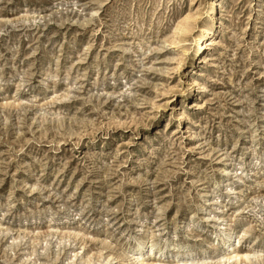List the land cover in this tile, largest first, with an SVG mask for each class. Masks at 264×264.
<instances>
[{
	"label": "rangeland",
	"instance_id": "1",
	"mask_svg": "<svg viewBox=\"0 0 264 264\" xmlns=\"http://www.w3.org/2000/svg\"><path fill=\"white\" fill-rule=\"evenodd\" d=\"M212 1L0 0V264H264V0L196 54Z\"/></svg>",
	"mask_w": 264,
	"mask_h": 264
},
{
	"label": "bare ground",
	"instance_id": "2",
	"mask_svg": "<svg viewBox=\"0 0 264 264\" xmlns=\"http://www.w3.org/2000/svg\"><path fill=\"white\" fill-rule=\"evenodd\" d=\"M211 10H210V16H209V23L208 25L204 28V30L201 33V36L197 39V49H196V54H199V52L203 49V43L206 41V38L208 36H211L212 33H214V28L216 26L217 20H216V12H217V6L215 0L212 1L211 4ZM203 40V41H202ZM209 39L206 41L208 43ZM234 233L228 235L227 240L224 241V248H228L231 245L230 238H233ZM138 246L141 248L143 245L142 243H139ZM246 255H242L238 250H233L232 252H229L226 256H224L227 260V262H230L233 259H239L242 257H246ZM143 264H159L157 262H143Z\"/></svg>",
	"mask_w": 264,
	"mask_h": 264
}]
</instances>
